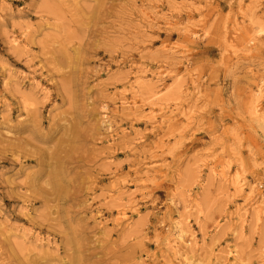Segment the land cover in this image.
<instances>
[{
    "label": "rangeland",
    "instance_id": "374dc122",
    "mask_svg": "<svg viewBox=\"0 0 264 264\" xmlns=\"http://www.w3.org/2000/svg\"><path fill=\"white\" fill-rule=\"evenodd\" d=\"M262 82L264 0H0V264H264Z\"/></svg>",
    "mask_w": 264,
    "mask_h": 264
},
{
    "label": "bare ground",
    "instance_id": "6f19581e",
    "mask_svg": "<svg viewBox=\"0 0 264 264\" xmlns=\"http://www.w3.org/2000/svg\"><path fill=\"white\" fill-rule=\"evenodd\" d=\"M259 32H261V30ZM255 41H256V38L254 36H252L249 39L248 43L249 44H254ZM157 79H160L161 80L160 77H157ZM262 87H264L263 82L261 83V86H258L257 92L255 94L256 97H261V95L263 93ZM126 109H128L130 111H133L134 110V112H137V108L135 107V104H133L132 106L131 105H128V108H126ZM255 111L257 112V109ZM108 128H110V125L109 124H108ZM241 187H242V185L241 186L237 185V188L236 189H239V188L241 189ZM125 216H126V214L123 213V217H125ZM179 225L180 224L177 223L174 226V228L176 229L174 238L167 239L166 240L168 242L167 245L169 247V250L173 251L174 253H177V250H178L177 247L184 246L187 249H189V248H192V247H194L196 245V242H195V239H194L193 234L185 235L184 232H182L181 230H179ZM75 264H78V262L77 263L75 262Z\"/></svg>",
    "mask_w": 264,
    "mask_h": 264
}]
</instances>
